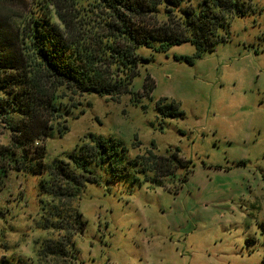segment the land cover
Wrapping results in <instances>:
<instances>
[{"label":"rangeland","instance_id":"1","mask_svg":"<svg viewBox=\"0 0 264 264\" xmlns=\"http://www.w3.org/2000/svg\"><path fill=\"white\" fill-rule=\"evenodd\" d=\"M241 1L249 12L228 14L222 41L201 58L189 43L165 52L139 47L144 61L134 94L113 99L68 92L69 114L53 123L52 137L32 147L45 148L46 171L67 163L91 134L120 142L130 159L176 153L193 164L188 185L183 188L189 178L181 185L183 168L164 180L166 188L87 183L76 206L86 225L75 247L45 259L38 255L44 241L69 234L44 227L50 198L40 193V177L11 169L0 177V264H262L264 0ZM199 3L205 0L185 6ZM148 75L154 87L141 96ZM170 103L183 114L170 116ZM20 121L17 113L0 116L6 163L20 156L11 130Z\"/></svg>","mask_w":264,"mask_h":264},{"label":"trees","instance_id":"2","mask_svg":"<svg viewBox=\"0 0 264 264\" xmlns=\"http://www.w3.org/2000/svg\"><path fill=\"white\" fill-rule=\"evenodd\" d=\"M188 1L0 0V116H21L11 125L20 156L6 163L9 150L0 148V177L11 169L38 175L41 195L50 198L44 205V227L69 234L44 241L39 258L63 256L68 247H75V235L86 225L76 206L87 183L125 180L166 188L164 180L180 168L185 170L182 186L193 172L192 162L176 153L130 159L123 144L93 134L68 155L67 163L57 162L47 171L45 148H32L36 141L52 137L53 123L69 114L68 92L113 99L134 94L133 80L144 61L137 54L139 47L165 52L189 43L196 48L194 58H201L222 41L219 31L228 27V14L249 12L241 0L185 6ZM161 17L167 22L159 23ZM153 87L148 75L141 96ZM170 106V116L183 114L176 103ZM67 130L58 133L63 136ZM261 228L264 236V223ZM262 245L264 264V239Z\"/></svg>","mask_w":264,"mask_h":264},{"label":"crops","instance_id":"3","mask_svg":"<svg viewBox=\"0 0 264 264\" xmlns=\"http://www.w3.org/2000/svg\"><path fill=\"white\" fill-rule=\"evenodd\" d=\"M190 181H191V176H189V180H188V182L183 186V188L186 187Z\"/></svg>","mask_w":264,"mask_h":264}]
</instances>
